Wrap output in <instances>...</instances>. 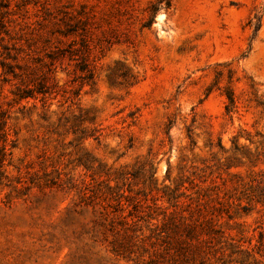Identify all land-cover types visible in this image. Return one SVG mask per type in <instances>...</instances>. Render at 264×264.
<instances>
[{
    "label": "rangeland",
    "instance_id": "obj_1",
    "mask_svg": "<svg viewBox=\"0 0 264 264\" xmlns=\"http://www.w3.org/2000/svg\"><path fill=\"white\" fill-rule=\"evenodd\" d=\"M69 3L86 14L69 36L59 12L49 23L32 9L34 40L8 61L16 77L0 63L17 141L7 172L56 183L0 186V264H132L82 195L92 178L162 207L176 188L219 193L231 205L214 203L219 223L241 247L212 263L264 264V207L243 187L264 174V0L56 2ZM18 91L36 99L15 102Z\"/></svg>",
    "mask_w": 264,
    "mask_h": 264
},
{
    "label": "trees",
    "instance_id": "obj_2",
    "mask_svg": "<svg viewBox=\"0 0 264 264\" xmlns=\"http://www.w3.org/2000/svg\"><path fill=\"white\" fill-rule=\"evenodd\" d=\"M57 1L61 0H0V47L3 50L0 52L3 58L0 63L4 75L16 77L15 65L8 61L17 63L20 55L26 53L24 47H29L34 40L32 36L35 35V28L30 15L32 9L42 11L43 21L49 23L56 19L53 11L63 15L60 20H65L67 29V32L60 34L63 37L72 33L70 28L75 23L72 22L73 18L86 16L84 11L72 8L70 3L58 6ZM38 37L48 43L51 41L42 35ZM14 95L15 102L36 99L34 94L23 91ZM225 95L228 100L226 112L231 114L235 109V97L230 90ZM9 120L10 113L0 107V186L15 190L18 186L43 190L56 185L54 182H42L36 173L30 174L29 182L21 176L13 182L7 167L11 164L17 141L11 133ZM101 183L104 181L99 182L95 178L90 182L82 180L81 192L83 197L90 200L88 205L100 206L97 222L109 251L117 258L132 264H214V259L215 262L223 260L226 248L241 247L232 243L234 239L226 234L219 223L221 210L214 203L231 206L227 200L221 201L219 193L209 195L198 189L188 194L190 189L180 191V188H176L170 193L164 192L162 199L167 201L168 206L162 207L156 199L149 202L147 196L135 198L122 193L114 195L118 185L112 187L106 183L102 188ZM243 187L245 191L256 192L257 196L250 200L264 207L263 173L256 175L250 184ZM229 219H232L231 216ZM259 236L262 240L264 231ZM229 262L233 261L230 259Z\"/></svg>",
    "mask_w": 264,
    "mask_h": 264
}]
</instances>
